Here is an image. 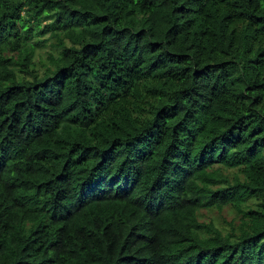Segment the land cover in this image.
Segmentation results:
<instances>
[{
  "label": "trees",
  "instance_id": "1",
  "mask_svg": "<svg viewBox=\"0 0 264 264\" xmlns=\"http://www.w3.org/2000/svg\"><path fill=\"white\" fill-rule=\"evenodd\" d=\"M0 264H264V0H0Z\"/></svg>",
  "mask_w": 264,
  "mask_h": 264
},
{
  "label": "rangeland",
  "instance_id": "2",
  "mask_svg": "<svg viewBox=\"0 0 264 264\" xmlns=\"http://www.w3.org/2000/svg\"><path fill=\"white\" fill-rule=\"evenodd\" d=\"M50 45L51 43H48L46 47L40 50V53L44 58H47L48 52L52 50ZM207 217L215 219V221L220 227H228L227 223L231 221V217L226 212H224L223 214H219L218 212H213L212 214H209Z\"/></svg>",
  "mask_w": 264,
  "mask_h": 264
}]
</instances>
